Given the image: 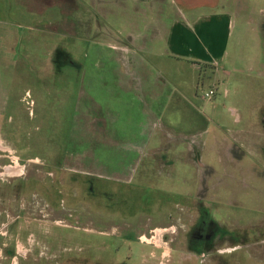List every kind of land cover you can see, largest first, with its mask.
Listing matches in <instances>:
<instances>
[{
    "label": "rangeland",
    "instance_id": "374dc122",
    "mask_svg": "<svg viewBox=\"0 0 264 264\" xmlns=\"http://www.w3.org/2000/svg\"><path fill=\"white\" fill-rule=\"evenodd\" d=\"M85 37L0 23V264H264V78L173 80L131 154Z\"/></svg>",
    "mask_w": 264,
    "mask_h": 264
},
{
    "label": "crops",
    "instance_id": "0c3cea01",
    "mask_svg": "<svg viewBox=\"0 0 264 264\" xmlns=\"http://www.w3.org/2000/svg\"><path fill=\"white\" fill-rule=\"evenodd\" d=\"M0 23L104 38L107 48L79 71L93 73L88 87L101 99L108 86L129 106L122 120L135 122L131 154L146 151L173 80L198 87L220 68L264 78V0H0Z\"/></svg>",
    "mask_w": 264,
    "mask_h": 264
},
{
    "label": "built area",
    "instance_id": "2783aa9c",
    "mask_svg": "<svg viewBox=\"0 0 264 264\" xmlns=\"http://www.w3.org/2000/svg\"><path fill=\"white\" fill-rule=\"evenodd\" d=\"M217 91H218L217 88H211L209 91H207V92L204 94V97H205L206 99L211 100V99L214 97V95H216ZM224 93L227 94L228 91L225 90Z\"/></svg>",
    "mask_w": 264,
    "mask_h": 264
},
{
    "label": "bare ground",
    "instance_id": "6f19581e",
    "mask_svg": "<svg viewBox=\"0 0 264 264\" xmlns=\"http://www.w3.org/2000/svg\"><path fill=\"white\" fill-rule=\"evenodd\" d=\"M7 169L11 170L12 172H15L16 171L15 168H11V167L10 168L8 167Z\"/></svg>",
    "mask_w": 264,
    "mask_h": 264
}]
</instances>
